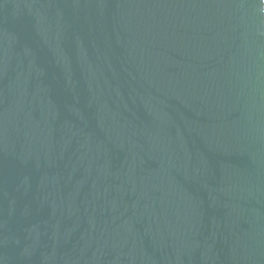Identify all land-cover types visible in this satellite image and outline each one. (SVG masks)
<instances>
[{"label": "water", "instance_id": "obj_1", "mask_svg": "<svg viewBox=\"0 0 264 264\" xmlns=\"http://www.w3.org/2000/svg\"><path fill=\"white\" fill-rule=\"evenodd\" d=\"M0 264H264V0H0Z\"/></svg>", "mask_w": 264, "mask_h": 264}]
</instances>
